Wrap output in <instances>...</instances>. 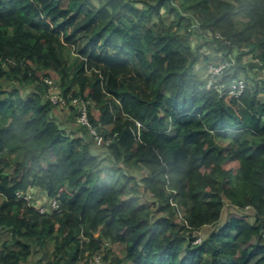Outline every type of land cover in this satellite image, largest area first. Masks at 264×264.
<instances>
[{
    "label": "trees",
    "instance_id": "1",
    "mask_svg": "<svg viewBox=\"0 0 264 264\" xmlns=\"http://www.w3.org/2000/svg\"><path fill=\"white\" fill-rule=\"evenodd\" d=\"M83 33L89 46L117 44L135 73L88 48L74 56ZM196 35L225 50L220 60ZM221 61L230 66L216 83L244 79L241 95L208 87ZM263 71L264 0H0V230L10 233L0 264L38 250L37 264H264ZM47 78L70 104L88 103L115 168L84 142L86 126L76 136L53 118ZM5 82L34 88L25 97ZM32 188L60 208L18 198ZM225 201L245 213L223 221Z\"/></svg>",
    "mask_w": 264,
    "mask_h": 264
},
{
    "label": "rangeland",
    "instance_id": "2",
    "mask_svg": "<svg viewBox=\"0 0 264 264\" xmlns=\"http://www.w3.org/2000/svg\"><path fill=\"white\" fill-rule=\"evenodd\" d=\"M208 36L196 35V38L194 39V43L202 45V51H201L202 54L209 55L212 57V59L218 58V60H220V58L224 55L225 50L223 48H220V46H218L217 43L215 44L213 39L209 38ZM100 44H101V41L98 42V44H96V45H90L89 46L87 44V38L85 37V33H83L82 35H80V37H78L76 39V43L71 45L73 55L76 56V55L80 54L81 50L88 48V50H87L88 54H92V56H94L96 58H102V57L106 58L104 62L102 61L103 62L102 64H107V59L120 58L122 62H126L127 64H129V66H131L134 69V73H135L136 67L132 63L127 61L125 54L123 53V51L121 52L118 49L117 44L113 43V44H109L107 46H104L103 44L100 45ZM234 53L237 54V51H234ZM252 56H253V53H251L250 55H247L245 60H247V61L252 60ZM259 74H260V77L258 78V80H263L264 79V71L259 73ZM4 85H5L7 90H11L12 87H14V86L19 87L21 90V93L25 97L30 95L31 92L33 91V88H34L32 86L31 87L30 86H23V85L19 84L18 82H13L10 84L5 82ZM73 111L74 110L72 109L71 105L64 106V107L58 106L53 111V118L56 119L60 123V125L67 132L71 133L72 135L75 134L76 136H84V132L80 128L81 126L79 125L77 120L74 121L71 119L72 114L74 113ZM108 128L110 129L111 127H108ZM104 140L106 141V139H104ZM105 141L100 143V142L94 140L92 138V136L89 135V133L86 135V137H84V142L89 143L93 152L95 154H99L102 158H104V164L110 166L111 168L109 170H112L113 168L116 167V163L113 160V157L110 155L109 150L107 149V146L104 144ZM121 167H124V165H122ZM13 168H14L13 165L8 167L6 174L11 173L13 171ZM116 173H117V176L120 175V171L116 172ZM132 174L137 178V180H139L144 173L141 170H136ZM129 188L132 189L131 190L132 194L134 196L136 195L138 197L139 201L150 202L152 200L150 195L148 193L144 192L143 188H140L138 184L133 182L129 185ZM46 198H47V196H46L45 192L40 191V190H36V197L34 198L33 204H36L39 207V205H41L42 202L44 204L48 202V199L46 200ZM178 213H179V217L181 218V220L187 222V217H186V214L184 213V211L182 209H180V210H178ZM242 213H245V212L238 210L237 208L232 206L228 201H225V206L223 208V216H222L223 219L222 220L225 221L226 219H228L229 217H231L235 214H242ZM249 220H251V221L254 220L253 215H251V217H249ZM219 228H220V225L205 227L201 231L202 237L204 238V237L208 236L212 230H218ZM8 238H10V233L0 230V244H3ZM52 246L50 248L53 250ZM114 248H115V251L118 255H120V256L124 255V248L122 245H115ZM42 257H43V252L38 250L32 256H30L28 260H26L25 264H37V262ZM255 258H257V257H255ZM255 258H253L252 261H254ZM84 262H85V260L82 263L84 264Z\"/></svg>",
    "mask_w": 264,
    "mask_h": 264
},
{
    "label": "built area",
    "instance_id": "3",
    "mask_svg": "<svg viewBox=\"0 0 264 264\" xmlns=\"http://www.w3.org/2000/svg\"><path fill=\"white\" fill-rule=\"evenodd\" d=\"M220 38V34L216 35ZM230 66V62L228 61H221L219 63H211L208 69L207 79H208V87H214L215 89H219L222 93L229 92L234 96L241 95L246 87V82L244 79H237L231 82L230 84H223V83H216L218 81V77H222L227 68ZM45 82L49 85L47 97L52 100L54 104H57L60 107L68 106V105H75L78 108L79 115L77 118V122L86 126L89 129V132L94 137V140L102 143L105 141L103 135L99 132L98 128L92 124L89 118V111H88V103L84 99L75 98L72 99L71 104L68 101V98H65L58 84L50 79H45ZM139 127H141V123L137 122ZM111 142L110 139L106 140V143L109 144ZM18 198L27 200L33 204L34 198L36 197L35 189H30L28 191H18L17 192ZM34 205V204H33ZM60 208L59 200L54 198L48 200L47 203L42 204L38 207L39 211L42 213L46 212H53ZM250 209L247 207L245 210ZM196 243L202 242L203 237L202 233L196 235ZM91 264H102L101 255H95L91 259Z\"/></svg>",
    "mask_w": 264,
    "mask_h": 264
}]
</instances>
